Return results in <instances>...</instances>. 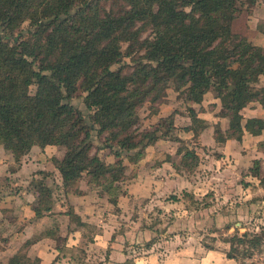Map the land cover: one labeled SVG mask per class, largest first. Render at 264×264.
<instances>
[{
  "label": "trees",
  "instance_id": "1",
  "mask_svg": "<svg viewBox=\"0 0 264 264\" xmlns=\"http://www.w3.org/2000/svg\"><path fill=\"white\" fill-rule=\"evenodd\" d=\"M116 1L0 0V144L16 159L33 146L63 145L54 162L65 189L84 174L106 192L118 189L123 158L138 160L137 149L155 141L161 126L165 134L174 129L173 113L149 130L138 123V109L159 102L169 82L192 104L215 90L219 115L228 118L225 130L215 128L216 143L264 129L258 118L243 125L240 113L251 102L264 107V49L231 28L258 0H122L116 12L105 9ZM127 56L132 63L123 62ZM79 96L87 116L72 103ZM188 108L192 125L184 129L196 135L203 121ZM93 137L100 143L90 153ZM102 149L115 160L101 158ZM196 160L194 150L183 151V165ZM31 184L40 216L51 209L52 191L39 179ZM262 236L232 235L226 255L238 258L236 244L256 247ZM10 263L22 264L19 257Z\"/></svg>",
  "mask_w": 264,
  "mask_h": 264
},
{
  "label": "crops",
  "instance_id": "2",
  "mask_svg": "<svg viewBox=\"0 0 264 264\" xmlns=\"http://www.w3.org/2000/svg\"><path fill=\"white\" fill-rule=\"evenodd\" d=\"M244 19V34L264 49V0H258ZM180 105L168 104L162 115L173 113L178 132H187L190 140H195L198 171L183 173L179 169L182 155L175 152V144L159 139L146 148L138 163L129 165L130 175L124 185L120 183L115 203L97 193L84 175L74 188L64 189L56 165H48L57 186L51 209L36 216L37 194L31 181L38 175L33 171L51 158H60L49 153L58 148L33 147L36 156L25 155L16 167L11 166L12 158L0 157V264H12L14 257L22 264H240L218 249H203L197 256L191 248L178 247V240L166 242L170 245L165 258L153 251L136 257L130 254L128 245L148 239L145 232L135 231V226L143 225L139 213L165 210L176 220L190 213L191 206L182 198L185 194H193L194 209L202 213L197 221L205 217L203 210L216 211L213 202L217 195L228 197V209L239 216L247 218L248 212L264 211V129L257 134L244 130L240 140L229 138L219 144L214 139L215 128L228 127V118L219 115L220 100L208 91L199 103L189 104L204 125L196 135L184 131L192 125V118L189 108ZM240 113L243 125L251 118L264 120V107L258 102L249 103ZM254 161L258 162L255 173ZM208 196L213 197L212 205L198 202ZM146 198L153 202L143 205ZM211 217L212 224L220 218Z\"/></svg>",
  "mask_w": 264,
  "mask_h": 264
},
{
  "label": "rangeland",
  "instance_id": "3",
  "mask_svg": "<svg viewBox=\"0 0 264 264\" xmlns=\"http://www.w3.org/2000/svg\"><path fill=\"white\" fill-rule=\"evenodd\" d=\"M121 2L122 0H117L115 4H111V5L107 2H104L103 5L106 7L105 8L106 10L109 8L112 9L113 12H116L117 6L120 5ZM246 12H249V10L243 8L241 14L231 22V28L233 32L245 35L244 15ZM21 28H22L21 33L26 34L27 23L24 22ZM14 34H15L14 37H17V39L20 37L19 32H16ZM146 34H147V30L141 33L142 36H145ZM123 48H125V44L123 45ZM123 62L132 63L131 57L130 56L124 57ZM208 91L212 92L215 95V97H217L214 89H210ZM78 93L81 95L80 89H78ZM72 103L77 107H79L83 111L85 116H87L88 111L86 110L82 102V97L79 96L73 98ZM168 104L171 105L174 104L173 107L179 106L180 104H181L180 106L183 105L189 107L190 104L186 96V92L183 89H179V90L176 89L174 83L172 82L168 83V86L165 89L164 97L159 102H157L156 104L144 103L138 109V123L140 125V130L144 128H147L149 130L156 124L161 123V120L166 117L165 115H162V113L165 114L164 113L165 108ZM152 105L154 107H152ZM153 108H157L156 112H154L155 109ZM164 127L165 126L160 127L161 132L160 131L158 132L159 137L155 141L148 143L144 147H140L139 149H137V151L140 152L139 154L140 158L138 160L130 161V159L127 157L123 158V162L126 165V169L124 173V178L116 182L118 185V189L116 188L115 190L114 187L113 190H111L110 192L108 191L106 192L100 189L99 187H96L95 185L90 184V186L94 188V190H96L97 193L101 194L102 196L104 195L110 201L111 198H114L117 194L120 193L122 189L120 188V183L122 182V185H124L123 182L127 179V177H129L130 175V174L128 175L129 165H134L138 163L145 155L146 148L153 146L155 142L158 141L159 139L170 140L171 142H173L175 144V152L178 154L182 155L185 149L194 150L196 152L197 145L195 143V140H190L187 132H178L177 128L174 126V129L170 134H165ZM184 131H188V130L185 129ZM94 134L95 132H93V136H95ZM99 138L93 137L92 145L89 151L90 153H93L95 151L96 146H98V144L100 143ZM50 145L56 146L58 148V151H56V149H53L52 151H49V153L59 154L60 158L59 157L53 159L51 158L50 160L51 164L49 161L46 164H44V167L39 166L40 167L39 169H34L33 173L35 172V174H37L38 177L37 178L33 177V178L41 180L42 183H44V185L47 186L52 191V193L53 192L55 193V189L57 186L56 178L53 176L52 172L49 171L50 169H48V165H51V167L52 165H55L54 161L60 160L64 156L66 148L63 145L62 146L53 145V144ZM32 148L25 155L36 156L35 154L36 152H31ZM98 154L105 161L106 159L107 160L112 159L111 162L115 160V158L112 156V153L108 149H102L98 152ZM25 155H23L19 159H16L14 157V153L10 149H5L3 145L0 144V157L1 158L3 157V159L12 158L11 159L12 167L13 166L16 167L20 165V161L24 158ZM106 162L111 163L110 161H106ZM199 163H200V157L197 155L196 162H189L188 164L183 165V162L181 160L179 169L185 174L194 175L195 172H197L198 168L200 167ZM200 170L202 171L203 169L201 168ZM182 198L184 199L185 204L191 206L190 213L188 215H183V217H177L176 220L173 219L170 212H166L165 210L151 211L149 209H145L139 213L138 216L140 219L143 220V222L141 221V224L143 223V225L139 227L135 226L134 227L135 231L137 232V234L139 233L143 234L142 232H145L148 235V239H145L143 237L142 241H140L141 243H137L135 241L130 245L126 243V245L129 246L130 254L133 255V257H136L137 255L140 254H145V253L147 254L148 252L149 253L160 252L159 257L165 258V256L167 255L166 249L168 250L167 247L170 245L169 244L168 246H166V242L169 243L170 241H174V240H178L177 241L178 242L177 245H179L178 247L186 246L185 249L191 248L195 253V255L197 256L200 254V252L203 249H218L227 253L230 249V244L228 240L229 238H231L232 235L234 234L240 235L244 232H248V233L257 232L260 233L261 235L262 233H264V231L262 230V228H264V211H259V212L255 211V212H251V214L250 212H248L246 213L248 216L246 218L244 216H239L240 215L239 212H234L232 208L228 209L226 204V198L228 197L223 195L222 196L217 195L213 202L212 199L213 197L208 196L206 197V199H201L198 202L208 203L205 205H212L213 202L216 211L203 210L202 212L205 215V217L197 221L196 219L199 218L202 213L194 209L196 205L193 204V202H195L196 200L193 201V194L190 193L185 194L182 196ZM150 202L151 203L153 202L152 199L146 198L143 199L141 203L143 205H149ZM213 214L220 216L218 221L214 222V224H212L213 222L211 221L212 219L211 216ZM235 246L237 248V251L234 254H236L238 258H234V259H236L238 263L264 264V236H262L261 238V243L258 244L256 247H250L248 244L245 243H238Z\"/></svg>",
  "mask_w": 264,
  "mask_h": 264
}]
</instances>
